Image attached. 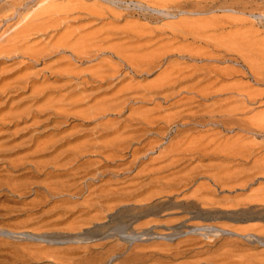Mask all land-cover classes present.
<instances>
[{
	"label": "rangeland",
	"instance_id": "rangeland-1",
	"mask_svg": "<svg viewBox=\"0 0 264 264\" xmlns=\"http://www.w3.org/2000/svg\"><path fill=\"white\" fill-rule=\"evenodd\" d=\"M144 1L0 0V264H264V78L165 28L264 0Z\"/></svg>",
	"mask_w": 264,
	"mask_h": 264
},
{
	"label": "bare ground",
	"instance_id": "bare-ground-1",
	"mask_svg": "<svg viewBox=\"0 0 264 264\" xmlns=\"http://www.w3.org/2000/svg\"><path fill=\"white\" fill-rule=\"evenodd\" d=\"M100 1V0H99ZM103 1V0H102ZM177 3L175 2V0H145L144 2H147V6L151 7L152 9L154 10H159L160 11V7H167L168 8V12L166 11L165 13L166 14H175L176 11H182L183 13V9L185 7H191L192 9H195V11L198 9V10H201L199 9V4H205V8L204 10H202L201 12H206L208 13V11H213V8L215 9L218 4V0H189V1H178L176 0ZM108 2V1H107ZM180 2V3H178ZM222 2V1H221ZM220 2V3H221ZM111 4V3H110ZM120 5V4H119ZM150 5H153V6H150ZM121 6V5H120ZM159 8H157V7ZM196 6H198V8H195ZM216 6V7H215ZM220 6V5H219ZM116 7V6H115ZM124 7V6H123ZM187 7V8H188ZM119 8V7H117ZM166 8V10H167ZM171 8V9H169ZM186 8V10H187ZM219 9L221 10H224V7H219ZM127 10V9H126ZM125 10V11H126ZM164 10V8H163ZM190 10V8H189ZM187 10L186 13L189 11ZM197 10V11H198ZM145 11V10H144ZM192 11V10H190ZM189 11V12H190ZM196 11V13H197ZM216 11V9H215ZM229 11V10H228ZM231 11V10H230ZM149 12V11H148ZM185 12V11H184ZM194 12V11H193ZM224 12V11H223ZM227 13V12H225ZM151 14V13H150ZM191 14V13H188L187 16ZM220 14V13H217V15ZM155 15V14H154ZM177 15V14H176ZM186 15V14H184ZM182 15V16H184ZM122 16V15H121ZM167 16V15H166ZM171 17V16H170ZM148 18V17H147ZM151 18V17H150ZM114 19V18H113ZM157 20V19H156ZM259 20V19H258ZM260 21V20H259ZM258 21V22H259ZM257 23V22H256ZM261 22H259L258 25H260ZM251 24H253L251 22ZM224 25H228L229 28L230 26H232L233 28L234 27H238V28H242V30H244L243 28H245L244 31H234V32H231V33H226L224 35H220V37H217V38H212V39H207V38H204L202 37V35L205 33L206 35V32L209 31H214V30H219V28H221L222 26ZM254 25V24H253ZM138 26V25H137ZM252 25H248V21L246 23V21L240 17H236V16H232V15H228L227 14H222V15H219V16H213V17H209V18H206V19H181L179 21H176V22H171L169 24H165V28L166 29H169L170 33H171V36L173 37H178L179 35H189V37H193V39H199L200 42L202 44H200V46H198L197 48H193V49H190L189 51H186L188 52V54H195V55H204L205 56H212V57H227V55L229 54H234L232 56H240L241 59L244 58L245 61H247L246 64L247 67H248V70L249 72L252 73V75L254 76H258V78L262 77L261 80H263V76H264V69L263 68H260V66L258 65V63L254 62L255 60H252V59H249L251 55L253 56H257V55H262V52L264 50V48H260L259 45L262 43H264V40L263 41H258L257 39H254L253 37V33H254V30H252L251 27ZM263 26V25H262ZM164 27V26H163ZM225 27V26H224ZM254 27V26H253ZM232 28V29H233ZM141 29V28H139ZM139 29H138V32H139ZM237 29V28H236ZM257 29V27H256ZM144 30V29H142ZM165 30V29H163ZM222 30H225V29H222ZM235 30V29H234ZM226 31V30H225ZM232 31V30H231ZM109 32V31H108ZM158 33V32H157ZM141 34V33H140ZM142 35V34H141ZM156 35V34H155ZM108 36V35H107ZM135 36V35H134ZM140 36V35H139ZM150 36V35H149ZM148 36V37H149ZM219 36V35H218ZM136 37V36H135ZM147 38V37H146ZM166 38V37H165ZM172 39V37L170 38ZM181 39V38H180ZM188 39V38H187ZM191 39V40H193ZM13 38H7L6 39V42L7 44L5 46H2L0 47V55H2L3 53H7L11 50L12 46H13ZM142 40V39H141ZM149 40V39H147ZM160 40V39H159ZM194 40V41H195ZM198 40V42H199ZM150 42V40H149ZM196 42V41H195ZM151 46V45H150ZM186 47V46H185ZM264 47V45H263ZM230 55V56H231ZM249 57V58H248ZM259 57V56H258ZM196 58V57H195ZM254 59V58H253ZM256 59V58H255ZM243 60V59H242ZM133 62H137V59H133L132 60ZM257 61V60H256ZM132 62V63H133ZM243 62V61H242ZM141 63V62H140ZM146 63V62H145ZM237 63V62H236ZM131 64V63H130ZM134 64V63H133ZM142 64V63H141ZM132 65V64H131ZM136 65V64H134ZM147 65V63H146ZM145 66V65H144ZM139 67V65H138ZM136 68V67H135ZM145 68V67H144ZM246 68V67H245ZM142 69V68H141ZM177 70V69H176ZM179 70V69H178ZM211 70V68H210ZM140 71V70H139ZM208 71H206L207 73ZM213 72H217L216 70ZM178 73V72H177ZM203 73V72H202ZM212 73V72H211ZM250 73V74H251ZM169 74V73H168ZM196 74V73H195ZM208 74H210L208 72ZM207 74V76H208ZM214 74V73H213ZM213 74H211L213 76ZM246 74V73H245ZM179 75V74H178ZM218 75V74H217ZM169 77V75L163 77L162 79H160V81H158V84L156 83V85H154L155 87H159V86H162V83H166L168 80L167 78ZM210 77V75L208 76ZM204 78V77H202ZM213 78V77H212ZM215 78V76H214ZM216 79V78H215ZM207 80V79H206ZM212 80V79H211ZM217 80V79H216ZM196 81V80H195ZM198 81V80H197ZM209 81V80H207ZM176 82V81H174ZM179 83V82H178ZM169 84V83H168ZM165 87V86H164ZM166 88V87H165ZM212 88V87H211ZM159 89V88H158ZM241 90V89H240ZM198 92H196L197 94ZM201 93V92H200ZM213 93V92H211ZM243 96L250 100V99H255V96L257 95V93L253 92V91H245V92H242ZM215 95V94H214ZM241 95V94H240ZM242 96V97H243ZM194 97V96H193ZM200 97V96H199ZM202 97V96H201ZM205 97V96H204ZM210 98V97H209ZM244 101V100H243ZM247 101V100H246ZM247 103V102H246ZM242 106V105H241ZM236 108H239L236 106ZM217 109V108H216ZM241 110V109H240ZM231 111H234V109H232ZM212 112V111H211ZM209 113V112H208ZM223 113V112H222ZM218 115V114H217ZM222 115V114H221ZM220 115V116H221Z\"/></svg>",
	"mask_w": 264,
	"mask_h": 264
}]
</instances>
